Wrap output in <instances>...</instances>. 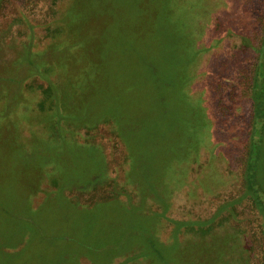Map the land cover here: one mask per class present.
I'll list each match as a JSON object with an SVG mask.
<instances>
[{"label":"rangeland","instance_id":"1","mask_svg":"<svg viewBox=\"0 0 264 264\" xmlns=\"http://www.w3.org/2000/svg\"><path fill=\"white\" fill-rule=\"evenodd\" d=\"M96 20L86 75L47 65L0 131V264H165L144 234L171 264H264L246 170L264 0H0L1 67Z\"/></svg>","mask_w":264,"mask_h":264},{"label":"trees","instance_id":"2","mask_svg":"<svg viewBox=\"0 0 264 264\" xmlns=\"http://www.w3.org/2000/svg\"><path fill=\"white\" fill-rule=\"evenodd\" d=\"M153 16L154 14L152 13ZM98 21L101 22V20H96L95 22L89 21L84 24L81 31L82 36L79 39L72 38L68 44L59 49L52 48L51 51H45L40 54L29 53L25 63L16 67L14 65L10 71L3 70L1 67V64L4 62L8 63L10 60L0 54V131L3 137L11 136L16 131L13 125L17 119L16 113L19 107L27 101L25 95L26 81L33 77L45 78L44 69L47 65L62 63L67 67L69 75L74 79L81 77V75H86L84 65L96 60L94 50L99 43L98 34L101 32L98 27L100 25ZM96 29L98 32H95ZM253 93L257 110L246 167L247 190L253 195L258 209L264 215V187L256 177L264 134V113L261 110L264 103V44L256 66ZM143 240L146 241L147 247L142 249L140 256L160 258L165 264H171L164 259L163 253L158 250L156 242L150 235L144 234Z\"/></svg>","mask_w":264,"mask_h":264},{"label":"crops","instance_id":"3","mask_svg":"<svg viewBox=\"0 0 264 264\" xmlns=\"http://www.w3.org/2000/svg\"><path fill=\"white\" fill-rule=\"evenodd\" d=\"M28 44H29V38H24V40L22 41V43L20 44L21 45V47L18 49V51H20V50H22V51H24L25 49H26V47L28 46ZM17 51V52H18ZM153 261H157V260H153ZM123 264V263H122Z\"/></svg>","mask_w":264,"mask_h":264}]
</instances>
